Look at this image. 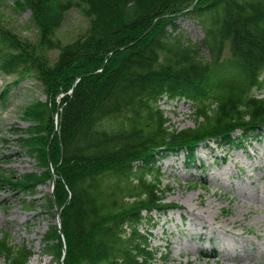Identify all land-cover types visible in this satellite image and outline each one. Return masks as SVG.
<instances>
[{
  "label": "trees",
  "instance_id": "obj_1",
  "mask_svg": "<svg viewBox=\"0 0 264 264\" xmlns=\"http://www.w3.org/2000/svg\"><path fill=\"white\" fill-rule=\"evenodd\" d=\"M83 1L90 26L54 43L72 0H25L57 57L40 58L34 46L0 31V41L13 48L3 51L0 69L47 83L50 110L58 113L49 157L65 264L71 254L84 264H154L150 228L178 207L165 201L159 161L181 152L193 161L201 144L240 147L264 133V97L256 94L264 87V0H198L193 9L195 0ZM182 14L201 24V41L181 31ZM164 97L191 102L195 125H171ZM17 140L33 148V136ZM5 175L0 171V180ZM38 184L21 181L14 190L32 196ZM0 254L11 264H30L32 251L4 233Z\"/></svg>",
  "mask_w": 264,
  "mask_h": 264
},
{
  "label": "rangeland",
  "instance_id": "obj_2",
  "mask_svg": "<svg viewBox=\"0 0 264 264\" xmlns=\"http://www.w3.org/2000/svg\"><path fill=\"white\" fill-rule=\"evenodd\" d=\"M72 3L54 34V43L83 35L93 20L83 0ZM176 21L193 41L204 38L196 19L182 14ZM0 31L34 46L40 58L45 53L52 60L57 57L58 50L44 43L43 25L25 0H0ZM12 49L0 41V61L3 51ZM48 88L33 75L20 78L0 69V95L4 96H0V171L7 174L0 180V240L7 233L13 245L29 248L30 264H65L67 257L61 209L55 198L57 176L49 157L52 147L56 149L52 137L58 113L50 110ZM256 94L264 97V87ZM160 104L171 125H195L191 102L164 97ZM51 124L55 126L52 135ZM24 135L34 137L31 151L17 140ZM194 156L193 161H186L184 152L172 153L159 162L165 201L178 207L161 214L150 228L151 244L158 249L154 264H264V133L248 136L240 147L201 144ZM21 181L39 183L35 194L14 190ZM66 209L65 214H70L71 207ZM168 250L169 256L161 257ZM69 259L71 264L85 263L75 254ZM0 264L11 263L0 254Z\"/></svg>",
  "mask_w": 264,
  "mask_h": 264
},
{
  "label": "bare ground",
  "instance_id": "obj_3",
  "mask_svg": "<svg viewBox=\"0 0 264 264\" xmlns=\"http://www.w3.org/2000/svg\"><path fill=\"white\" fill-rule=\"evenodd\" d=\"M197 1H198V0H195L194 2H197ZM211 143H215L217 146H219V144H218L217 142H215V141H213V142H211ZM168 156H170V155H168ZM166 157H167V156H166ZM163 159H164V158H163ZM161 160H162V159H161ZM161 160H160V161H161ZM160 161H159V162H160ZM162 168H163V167H162ZM154 215H156V214H154Z\"/></svg>",
  "mask_w": 264,
  "mask_h": 264
},
{
  "label": "water",
  "instance_id": "obj_4",
  "mask_svg": "<svg viewBox=\"0 0 264 264\" xmlns=\"http://www.w3.org/2000/svg\"><path fill=\"white\" fill-rule=\"evenodd\" d=\"M191 7H193V5ZM58 216H59V213L57 214V218H58ZM58 220H59V218H58Z\"/></svg>",
  "mask_w": 264,
  "mask_h": 264
}]
</instances>
